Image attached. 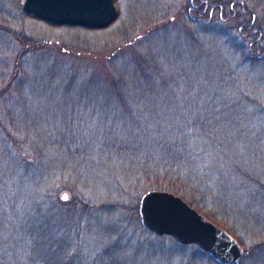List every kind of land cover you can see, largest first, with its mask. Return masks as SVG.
Segmentation results:
<instances>
[{
    "label": "rangeland",
    "instance_id": "rangeland-1",
    "mask_svg": "<svg viewBox=\"0 0 264 264\" xmlns=\"http://www.w3.org/2000/svg\"><path fill=\"white\" fill-rule=\"evenodd\" d=\"M23 1L0 0V17L80 73L148 50L170 62L177 82L172 94L125 93L128 108L115 95L37 77L15 113L43 177L14 191L3 233L21 261L179 264L171 239L137 216L143 193L172 191L158 185L175 180L176 194L239 240L241 264H264V56L252 58L249 39L226 20L193 23L189 0H115L119 16L105 28L53 25L28 16ZM247 1L261 17L264 0ZM32 43L22 66L34 71Z\"/></svg>",
    "mask_w": 264,
    "mask_h": 264
},
{
    "label": "trees",
    "instance_id": "trees-1",
    "mask_svg": "<svg viewBox=\"0 0 264 264\" xmlns=\"http://www.w3.org/2000/svg\"><path fill=\"white\" fill-rule=\"evenodd\" d=\"M251 3L253 2L251 1ZM195 4L201 5L200 11H203L207 4L210 7L209 9L215 10L217 16H214L211 23L217 20H226L229 21L228 24H231L232 28H238L240 30H238V33L241 32L240 35L243 38L249 39L248 49L251 55L254 52L252 47L255 46L260 49V52H264V13L261 12L260 17L256 12V3H253L254 6L250 8L251 6L247 5V0L189 1L188 6L185 8H187V13L190 14V21L203 23L192 18V16L198 15L196 10L192 11V6ZM258 18L260 19L259 22H257ZM243 30L249 31L246 33ZM251 30L255 31L252 32ZM255 38H257V43L252 44L251 40ZM38 39L42 40L43 38L33 39L23 30L16 28L10 19L0 17V264H25L24 261H21L20 255L15 254L11 246L7 244L12 241L11 233L8 236L3 233L8 232L6 231V223L9 220L7 218L10 213L13 195H16L14 191L24 189V187L30 185L31 181L43 177L41 174V153L38 152L36 145H33L34 142L29 137L24 123L15 113V109H18L15 104H21L25 99L26 90L38 84L37 77L49 78L48 83L50 86L53 83H60L66 90L80 84L85 85L91 90L96 89V92L99 93L96 97L101 98L102 96L107 101H111L110 99L115 95L123 107H128L125 93H134L141 88L142 91L146 90L149 93L172 94L169 87L177 82L170 62L163 59V56L155 57L148 50L144 55L134 51L135 54L131 57L132 59L125 58L122 56L123 54L119 55L117 59L110 58L106 62V67L100 69V73L95 70L90 73H80V69L64 64L61 53H57L55 56L46 54L47 51L52 52V50L41 47L44 44H40ZM33 40L34 43H32ZM30 43H32V51L36 52L34 53L35 58H38V65L34 67V71L22 66V59L29 51L26 45ZM44 53L46 58L42 56ZM247 57L249 58V56ZM102 65L105 66L103 62ZM108 68H110L109 73L107 72ZM36 69H39V72L43 69V73H37ZM128 86L136 88L131 90L127 88ZM155 88H159V91ZM134 114L131 116L139 117L136 111H134ZM185 118L186 124L182 125L183 128L189 123L187 117ZM164 128H166V125L162 127V130ZM164 134L168 136V133ZM29 144H31V147ZM182 145L186 146L184 143ZM162 150L172 152L171 149L166 147ZM180 153H182L181 150ZM174 183H176L175 180L169 184L158 186L160 188L167 186L175 193H179V187ZM191 205L193 204L191 203ZM204 214L209 216L207 213ZM137 216H140L139 211H137ZM163 236H168L175 244L174 246L177 247L176 253L172 254L176 256L179 264H217L207 252L200 250L197 245L191 244L193 249L188 251L185 250L186 248L184 249L187 245L177 243L170 235ZM10 252H12L11 256Z\"/></svg>",
    "mask_w": 264,
    "mask_h": 264
},
{
    "label": "water",
    "instance_id": "water-1",
    "mask_svg": "<svg viewBox=\"0 0 264 264\" xmlns=\"http://www.w3.org/2000/svg\"><path fill=\"white\" fill-rule=\"evenodd\" d=\"M23 11L53 25L105 28L119 16L115 0H24ZM141 224L156 236L195 244L219 264H241L245 248L227 229L209 219L182 196L148 189L139 202Z\"/></svg>",
    "mask_w": 264,
    "mask_h": 264
},
{
    "label": "flooded vegetation",
    "instance_id": "flooded-vegetation-1",
    "mask_svg": "<svg viewBox=\"0 0 264 264\" xmlns=\"http://www.w3.org/2000/svg\"><path fill=\"white\" fill-rule=\"evenodd\" d=\"M189 1L192 2L193 0H189ZM200 8H201L200 4L199 5L195 4V5L192 6V11L196 10L197 13H198V15L196 14L195 16H192V18L194 20H198V21H201V22L205 21V22L211 23V21L214 19V16H217V14L215 13L214 9H212V8L209 9L210 7L208 6V4L203 8V11H200ZM191 15H193V14H191ZM253 31H255V30H253ZM251 42H252V44L257 43V38L252 39ZM252 48L254 49V52L252 53V55H253L252 57L253 58H256V57L263 58L264 52L263 53L260 52V49H258V47L256 48V46L252 47Z\"/></svg>",
    "mask_w": 264,
    "mask_h": 264
},
{
    "label": "snow or ice",
    "instance_id": "snow-or-ice-1",
    "mask_svg": "<svg viewBox=\"0 0 264 264\" xmlns=\"http://www.w3.org/2000/svg\"><path fill=\"white\" fill-rule=\"evenodd\" d=\"M65 199H67V197H65Z\"/></svg>",
    "mask_w": 264,
    "mask_h": 264
}]
</instances>
